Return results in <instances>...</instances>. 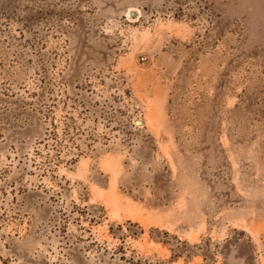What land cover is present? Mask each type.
<instances>
[{"label": "rangeland", "instance_id": "rangeland-1", "mask_svg": "<svg viewBox=\"0 0 264 264\" xmlns=\"http://www.w3.org/2000/svg\"><path fill=\"white\" fill-rule=\"evenodd\" d=\"M0 264H264V0H0Z\"/></svg>", "mask_w": 264, "mask_h": 264}, {"label": "bare ground", "instance_id": "bare-ground-1", "mask_svg": "<svg viewBox=\"0 0 264 264\" xmlns=\"http://www.w3.org/2000/svg\"><path fill=\"white\" fill-rule=\"evenodd\" d=\"M139 124H141V122H139Z\"/></svg>", "mask_w": 264, "mask_h": 264}]
</instances>
